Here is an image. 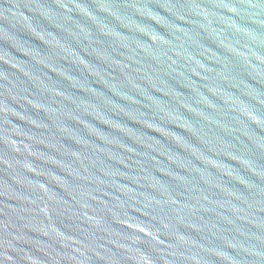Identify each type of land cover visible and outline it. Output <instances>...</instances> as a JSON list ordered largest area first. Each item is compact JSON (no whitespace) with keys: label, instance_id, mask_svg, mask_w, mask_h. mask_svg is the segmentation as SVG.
Returning <instances> with one entry per match:
<instances>
[{"label":"water","instance_id":"95a60500","mask_svg":"<svg viewBox=\"0 0 264 264\" xmlns=\"http://www.w3.org/2000/svg\"><path fill=\"white\" fill-rule=\"evenodd\" d=\"M0 264H264V0H0Z\"/></svg>","mask_w":264,"mask_h":264}]
</instances>
